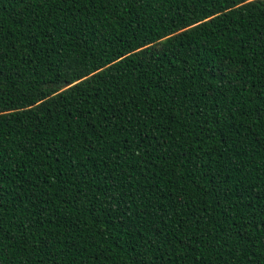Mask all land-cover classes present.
Masks as SVG:
<instances>
[{
	"label": "trees",
	"instance_id": "trees-1",
	"mask_svg": "<svg viewBox=\"0 0 264 264\" xmlns=\"http://www.w3.org/2000/svg\"><path fill=\"white\" fill-rule=\"evenodd\" d=\"M0 264H264V0H0Z\"/></svg>",
	"mask_w": 264,
	"mask_h": 264
}]
</instances>
